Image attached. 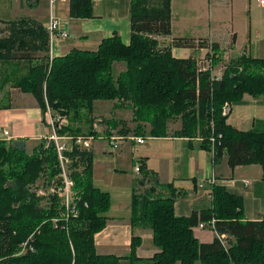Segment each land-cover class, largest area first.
Returning a JSON list of instances; mask_svg holds the SVG:
<instances>
[{"label": "trees", "instance_id": "trees-1", "mask_svg": "<svg viewBox=\"0 0 264 264\" xmlns=\"http://www.w3.org/2000/svg\"><path fill=\"white\" fill-rule=\"evenodd\" d=\"M68 1L71 18L92 16L91 0ZM170 19V0H130L128 44L114 34L94 51L72 50L50 58L45 27L19 18L0 28V62L25 64L26 72L13 86L31 94L42 112L47 106L65 117L78 118L84 112L91 123L94 102L128 103L132 122L138 127L147 124L149 137H165L168 122L177 119L181 127L173 136L200 138L201 148L213 152L214 162L225 155L230 168L264 164V129L240 131L222 113L225 104L231 107L245 97L264 96V58L240 55L214 76L193 57L172 56V47L194 48V41H168ZM198 44L209 48L211 67L222 61L217 43ZM118 63L125 69L114 74ZM106 122L109 130L121 126L119 133H130L122 121ZM70 132L66 127L60 134ZM28 143L0 140V264H264V219L246 220L242 198L221 186L212 187L209 209L189 217L175 215L174 192L156 198L134 193L131 223L152 232L157 252L138 257L141 239L132 237L126 256L98 254L94 237L106 226L110 196L93 184L91 151L74 147L65 153L73 182L66 207L57 196L43 197L34 189L41 178L46 186L62 185L54 145L43 140L27 155ZM145 180L143 175L139 183ZM211 219L217 234L226 236V246L216 236L209 243L194 236L193 229ZM24 243L26 251L18 255Z\"/></svg>", "mask_w": 264, "mask_h": 264}, {"label": "crops", "instance_id": "crops-1", "mask_svg": "<svg viewBox=\"0 0 264 264\" xmlns=\"http://www.w3.org/2000/svg\"><path fill=\"white\" fill-rule=\"evenodd\" d=\"M0 2L8 4L7 7H0V28L5 26V22L19 18L33 19L44 27L51 18L60 20L68 33V38L65 41L55 40L49 46L50 58L65 56L72 50L94 51L103 39L114 34H117L124 44H128L130 40V0H91L92 16L87 19L69 16L68 0H54L53 3H50V0H0ZM170 3L171 34L168 41L174 38L194 41V48L172 47L173 57H193L200 63L199 60L206 59V54L209 53V48L199 47V41L203 40L208 44L212 42L218 44L222 61L216 68L220 71L224 63L243 54L253 58H264V7L259 5L258 0H170ZM11 64L19 67L17 72ZM0 66L3 68L0 77V140L11 142L23 139L28 142H40L47 139L51 131L44 123L43 112L34 97L22 93L13 86V83L26 72L25 64L0 62ZM91 117L94 121L91 123L84 121L85 126L79 123V117H73L70 119L73 121H70L69 128L73 136L93 134L95 139L90 150L92 161L96 154V139L107 141V132L109 136L113 132L124 136L118 132L121 126L109 130L107 123L95 122L96 119L113 118L122 121L130 131L124 137L144 138L143 144L125 140L116 150H113L107 141V154H115L119 160L129 155L130 151L131 161L135 163L134 168L136 165L143 167L142 171L135 173L137 177L132 180L133 185L130 184L126 189H118L113 194L110 185L97 186L92 164L94 186L110 195L106 226L94 237L98 254L124 257L129 253L132 237L141 239V244L136 249L138 257L150 258L157 252L153 244L151 250L147 248L145 251V241L151 239L152 243V232L131 223V201L134 193L153 198L168 197L174 192L175 215L189 217L193 211L199 213L209 209L212 187L221 186L242 198L243 215L246 220L264 219V164L230 168L225 155L214 162L213 152L201 148L200 138L173 136L181 127L179 120L168 122L165 137H149L147 124L138 127L132 122V111L128 103L96 101ZM227 123L240 131L251 129L262 131L264 96L245 97L241 103L231 106ZM4 131L8 132L7 137L3 136ZM79 132L82 134H77ZM71 134L69 136H72ZM136 146L144 147L139 150ZM134 152L138 155L134 156ZM118 163L120 162L114 164L115 167H118ZM119 169L125 171L122 170L125 166H119ZM143 175L146 176V180L140 184ZM200 180H204L203 187H198ZM193 234L200 243H209L215 237L213 232L210 234L205 232V228L198 227L193 229ZM148 251L152 252L146 255Z\"/></svg>", "mask_w": 264, "mask_h": 264}, {"label": "built area", "instance_id": "built-area-1", "mask_svg": "<svg viewBox=\"0 0 264 264\" xmlns=\"http://www.w3.org/2000/svg\"><path fill=\"white\" fill-rule=\"evenodd\" d=\"M53 1L54 0H50V3H53ZM258 3L259 5L264 7V0H258ZM45 29L47 30L49 35V46L55 40L65 41L68 38V33L63 28V25L59 19L51 18ZM229 111H230V106H228V104H225L223 107V114L224 115L228 114ZM43 121L51 131V134L47 139H45V141L51 142L54 145L59 161V166L61 169L60 178L62 179V185L58 188L53 187L51 189V192L57 194L61 198V200L65 203L66 207H68L69 203L72 200L73 182L70 180L68 176L67 165L69 163V160L66 158L65 153L71 152L74 147H77L79 150L90 151L95 137H93L92 134L88 135L87 137L84 136L73 137L66 134H60V131L67 126V119L65 116H62L58 113H54L48 106L43 112ZM3 136L7 137L8 132L4 131ZM106 139L113 150L118 149L119 145L122 144L125 140L134 141L136 144L144 143V138L142 137H124L118 135L117 133H112L109 137H106ZM210 142L213 144L214 139L211 138ZM135 172L136 173L140 172L139 165L135 168ZM213 181L214 180L212 179L211 182ZM203 183L204 180H200L198 182V187H203ZM197 227L200 229L208 227L214 233V235L220 241V243L223 246H226V236L217 234V232L215 231L214 219H211L206 224L200 223ZM26 244L27 243L21 245V250L18 253V255L25 253Z\"/></svg>", "mask_w": 264, "mask_h": 264}, {"label": "rangeland", "instance_id": "rangeland-1", "mask_svg": "<svg viewBox=\"0 0 264 264\" xmlns=\"http://www.w3.org/2000/svg\"><path fill=\"white\" fill-rule=\"evenodd\" d=\"M7 6H8V4L0 2V7H7ZM46 7H47V2H46ZM206 14L208 16V13H206ZM199 61H200V63H199L200 66L204 65L205 68H209L211 70V73L214 76L215 75L220 76L221 71L219 70V68H216L217 65L215 67H211L210 59L204 58L203 60H199ZM11 65H12V68L15 70V72H17L19 67L15 66L13 64H11ZM124 69H125L124 64L118 63V64L114 65L113 72H114V74H118V73L122 72ZM2 70H3V68L0 66V77L2 75L1 74ZM228 106H230V105L228 104ZM222 113H223V109H222ZM71 118H73V117H66V119H67V126L66 127H70L69 126L70 121H73V120H70ZM74 118H76V117H74ZM86 118H87V114H85L84 112H81V115L79 116V119H80L79 123L85 126L86 122H84V121H86ZM106 121L107 120H104V119H96L95 120V122H98V123H107ZM113 133H115V132H113ZM77 134H82V133L79 132ZM66 135H70V134H66ZM84 135H80V136L83 137ZM1 141H3V140H1ZM95 141H96L95 142L96 154L93 157V161H92L94 172H95V184L97 186H103V187L110 185V188H111L113 194H115L118 189H121V190L123 188L126 189L127 187L130 186V184L133 185L132 180H134V178L137 177L136 176L137 174H135L136 172H134V171L138 165H136L134 168L135 163L133 161H131L130 151H129V155H125V157L118 160L116 158L115 154H111V155L107 154V152H106L107 141L106 140L96 139ZM3 142L8 143L6 141H3ZM39 143H41V141L40 142L39 141L29 142L27 144V155H31L32 149L35 146H37ZM146 143H148V142H146ZM141 147L143 148L144 146H136V148L139 150L140 149L142 150ZM136 155H138V153L134 152V156H136ZM117 161H119L120 163H118V167H115L114 164ZM119 166H125V169H122L125 171H121V169H119ZM46 183H47V180H45L43 178L38 180V182L36 183L35 188H34L37 191V194L40 196H43V197H49L50 195H55L58 198H60L57 194H55L54 192H51V189L53 187L46 186L47 185ZM137 195H139V194H137ZM156 197L157 196H155L153 198H156ZM159 197H162V196H159ZM60 200H61V198H60ZM41 205L42 206L46 205V201H42ZM196 232H199V231L196 230ZM205 232L210 233V234L212 233V231L208 227H205ZM149 233H151V232H149ZM144 247H145V251L147 250V248L149 250L152 249L153 245L151 243V239L145 241ZM151 252L152 251H148L146 253V255L151 254Z\"/></svg>", "mask_w": 264, "mask_h": 264}]
</instances>
